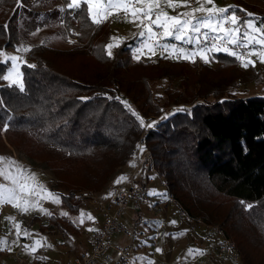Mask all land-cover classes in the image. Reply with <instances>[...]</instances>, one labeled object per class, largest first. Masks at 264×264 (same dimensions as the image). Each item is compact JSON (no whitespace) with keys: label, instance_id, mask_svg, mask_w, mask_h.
<instances>
[{"label":"trees","instance_id":"1","mask_svg":"<svg viewBox=\"0 0 264 264\" xmlns=\"http://www.w3.org/2000/svg\"><path fill=\"white\" fill-rule=\"evenodd\" d=\"M236 2L246 7H236L241 23L254 18L264 25V10ZM43 4L0 0V51L17 48L20 25L34 32L49 18L60 19ZM247 9L255 16L247 17ZM60 24L79 46L33 47L29 60L36 67L22 66L23 91L0 78V132L35 138L28 158L49 169L62 202L77 213L85 203L77 199L79 192L102 195L118 168L133 165L142 133L137 114L159 116L171 105L190 106L148 132L155 167L181 211L218 226L236 244L243 264H264V93L238 98L231 92L258 72L246 73L226 53L207 52L211 63L196 57L169 67L136 60V38L109 57L104 46L111 41L112 24L93 23L86 5L66 10ZM9 69V62H0V77ZM163 80L167 86L157 97L154 85ZM63 192H74L77 200L69 201ZM138 215L139 222L140 209ZM51 220L60 231L77 232L66 218Z\"/></svg>","mask_w":264,"mask_h":264},{"label":"rangeland","instance_id":"2","mask_svg":"<svg viewBox=\"0 0 264 264\" xmlns=\"http://www.w3.org/2000/svg\"><path fill=\"white\" fill-rule=\"evenodd\" d=\"M45 1L48 6L47 10L58 12L60 19L64 16L66 10L74 9L67 7L70 0ZM240 1L245 2L249 7L255 6L256 8L264 10V0ZM190 2L191 0H189V3ZM214 3L217 7L239 6L242 9L246 8L244 5L238 4L236 0H214ZM46 4L41 5V7ZM32 5L33 3H31V6ZM165 5L166 4L162 3L161 7L164 8ZM206 7H212V5L209 4L206 5ZM191 8L190 5V7H179L174 10L169 9L171 11L170 15H176L178 12L190 11ZM247 10L249 11V9ZM249 12L254 13L252 11ZM44 17L46 16L43 13L40 15L39 20ZM24 18H27V16L24 15L20 20V23H22ZM60 19H58L57 16L51 17L49 18V24L38 28L34 32L27 31L23 25H20L19 45L15 50L2 51L4 55L0 56V62H5L6 57L9 56L18 57L19 59L17 63L20 64V71L22 72L23 65L32 63L29 60V51H20L19 49L21 48H29L31 50L33 47L44 45L55 49L66 50L79 46L71 44L70 38H73L72 33L67 32L64 29V25L60 24ZM32 20L33 18H28V21ZM109 21L112 24V37L118 38L115 42H118L119 45L130 39H138L140 37L138 33L141 29L137 27V24L127 23L120 26L114 23L113 20ZM115 42L111 38L110 43ZM116 48L117 47H114L112 49V55ZM143 53L144 54L140 56L139 60L159 63L162 67H169L172 63H176L167 60L165 57H161L162 55L156 51L155 55H152L147 49L143 50ZM136 54V49H133V56ZM196 57L200 58V56ZM196 57L194 59H196ZM249 58L256 61L255 67L250 66L244 68L241 64L239 66L244 69L246 73L258 72V74L256 75V79L254 78L251 82L239 84L236 88L232 89V94L238 98H245L264 93V63H261L257 56H251ZM6 62L10 63V71L12 69V61L7 60ZM199 62L206 63L201 58ZM207 63H211V61L208 60ZM5 84L18 87L15 84H11L9 80H5ZM166 86L167 82L165 80L156 83L154 85L155 95L159 97ZM224 100L226 99H222L221 101ZM200 102L206 103L205 101ZM141 117L144 116L137 114L138 121ZM35 145L36 140L32 135L6 132L5 129L0 132V157H10L12 160L18 162V165L31 170L32 173L36 174L37 182L42 184L48 192L55 194L59 198V202H53V198L47 197L46 193H41L42 198H38L35 194L25 196L26 199H29L32 202L38 200L39 206L38 208L30 209L27 213L22 212L23 216L19 227L20 236L24 241L22 258L26 259L27 264L66 263L69 259L78 257L83 250L87 249L91 231L100 228L103 219L99 214L100 212H97L95 207L91 205V202L90 204L87 202L84 203L85 205L82 204V207L77 213L70 211L64 205L61 194L57 193L54 188L56 180L51 175L49 169L41 162L28 158V153L34 150ZM6 165L7 161L0 162V167H5ZM128 169L121 167L116 170L107 186L108 191L115 185L128 183L125 179H120L123 177L122 172ZM14 170V167L9 168V171L14 172ZM155 175L157 174L153 173L150 176L154 178V181L149 183L150 195L153 197L154 207H141L142 219L138 222V210H135V208L130 205L122 217V222L131 231V236L124 237L121 235H114L112 237V244L114 246L131 247L134 252V255L132 256V264H149V261L154 262V264H243L240 257L237 255L236 250L232 256H225L211 249L214 244L221 239H224V237L219 234V227L212 225V227L215 226L218 230V232H215L202 225L189 224L176 206L168 205L166 183ZM118 179L120 180L119 183H117ZM0 184H4L8 188L14 187L10 180H5L3 177H0ZM106 191H104V193H106ZM73 193L63 192L62 194H65L69 201H76L77 199H74L76 197ZM5 195H7V193H5ZM99 196H101V194ZM165 205H168V207H165ZM39 208L46 209L47 212H42ZM89 209H91V218H85L84 211ZM47 213H50V215ZM63 213H66L67 215H63ZM13 216L14 213L11 209L5 208L4 204L0 206V241L8 242L7 247H5L4 250H0V264H17L11 259V256L18 246L14 248L16 240L13 239L10 241L8 232V227L13 221L9 218H13ZM52 216L61 219L66 218L77 229V232L72 229L60 231L56 224L52 222ZM90 229L92 230L90 231ZM195 229L199 230L197 231V236L192 235V232ZM25 231L29 233V235L25 236L23 234ZM44 235L49 240L48 249H45L44 247V240L42 237ZM37 240L41 241L42 246L37 247L34 253L31 252L30 247H25L33 246ZM157 249H160V251H157ZM190 249L202 250L203 254L196 252L190 254Z\"/></svg>","mask_w":264,"mask_h":264},{"label":"snow or ice","instance_id":"3","mask_svg":"<svg viewBox=\"0 0 264 264\" xmlns=\"http://www.w3.org/2000/svg\"><path fill=\"white\" fill-rule=\"evenodd\" d=\"M162 3L172 9L190 7L189 0H70L67 7L79 9L82 5H86L92 22L95 24L105 22L113 14V11L117 13L122 11L124 18L128 19L129 22L136 23L138 21L137 27L141 29L138 35L144 39L141 46L136 49L137 54L134 55L137 60L144 54L143 50L145 48L152 55H155V49L158 47L168 53L166 58L186 59L191 62H195L194 58L200 56L207 63V52L224 51L240 61L241 66L244 68L255 67L256 61L250 59L251 56H257L259 61L264 63V25L258 27L255 19H245L241 23V17L237 15L235 6L217 7L214 0H196L198 7H193L190 11L170 15L161 7ZM209 4L212 7H206ZM197 13L201 15L198 16ZM245 15L247 17L255 16L250 12H245ZM209 33L215 34L214 37H211L213 40L211 47H197L194 50H186L176 45L161 42L166 38H173L188 44L200 45L210 39ZM112 40L115 42L118 38L112 37ZM216 41H223L224 43L218 44ZM228 45L248 49V51L238 52L234 48L228 47ZM104 47L107 55L111 57L112 49L119 47V43H109ZM19 50L30 51L29 48ZM2 55L4 53L0 51V56ZM18 59L15 56L6 57V61H12V69L7 75L0 78L9 80L11 84L17 85L23 91V73L20 71V64L17 63ZM27 66L30 68L36 67L33 64ZM140 122L143 126L142 119ZM148 126L151 127L152 125ZM4 161H7V165L0 167V177L10 180L14 187L8 188L4 184H0V206L6 203L11 204L20 211L27 213L30 209L38 208L39 205L38 200L32 202L26 199L25 196L35 194L38 198H42L41 193H46L47 197L53 198V202H59V198L55 194L48 192L42 184L37 182L36 174L32 173L31 170L18 165V162L10 157H0V162ZM10 167H14V172L9 171ZM119 182L118 179L117 183ZM39 210L47 212L43 208H39ZM47 214L50 215V213ZM63 215L67 214L63 213ZM89 218L91 217L89 216ZM9 219L14 220V218ZM14 226L19 236V224ZM23 234L25 236L29 235L26 231ZM7 244V241H0V250H4ZM39 246H42L41 241L37 240L33 246L25 247H30L31 252L34 253ZM157 251H160V249H157ZM193 252L203 254L202 250L199 249L189 250L190 254ZM149 264H154V262L149 261Z\"/></svg>","mask_w":264,"mask_h":264},{"label":"built area","instance_id":"4","mask_svg":"<svg viewBox=\"0 0 264 264\" xmlns=\"http://www.w3.org/2000/svg\"><path fill=\"white\" fill-rule=\"evenodd\" d=\"M191 7H197L198 4L196 0H191ZM196 15H200L197 13ZM254 19V18H247ZM113 20L117 25H125L129 22L128 19H125L123 16V12H115L108 17L107 20ZM257 26V20L255 19ZM133 24H138V21ZM204 31V30H202ZM210 39L208 41L202 42L200 45L196 44H188L186 42L177 41L173 38H166L162 40V43L176 45L178 47L184 48L186 50H194L197 47H211L213 40L211 37H214V33H209ZM71 44L79 45V41L77 38H70ZM137 39V38H136ZM144 38L139 37L136 41L135 49L141 46L142 40ZM216 43H224L223 41H216ZM230 48H234V50L238 52H247L248 49L237 48L232 45H228ZM146 49V48H145ZM144 49V50H145ZM155 51L160 53L161 57H167L168 53L162 51L160 48H156ZM208 53H226L224 51H210ZM171 62H179L185 61L186 59H176V58H166ZM241 64V62H240ZM204 103V102H202ZM190 106L186 105H175L167 108H163L162 112L159 116H151V117H141L144 124L142 126V135L140 139L137 141V146L134 154V162L130 169L125 170L123 173V178L128 182L127 184H119L113 186L109 191L102 194L101 196L94 194V192L85 190L83 192H79L77 194V199L83 202H87L95 207L97 212H100L101 218L103 219L102 225L98 229H94L91 231L88 240L87 249L83 250L78 257L74 259H69L66 263H58V264H132V256L134 252L131 247H123V246H114L112 244V237L114 235H121L124 237L131 236V231L125 224L122 222V217L124 216L126 210L130 205H132L135 210L141 209L144 206L154 207L153 197L150 195L149 183L154 181L153 177H150L153 173H156L162 181L163 178L160 176L159 172L155 167V160L153 153L147 143L146 137L150 130H155L159 122L167 117L173 116L177 111L182 110L183 108H189ZM139 120V121H140ZM141 124V122H140ZM148 125H152L149 127ZM139 146V147H138ZM167 203L168 205L176 206L179 211L182 213L183 217H185L186 221L189 224L194 225H202L208 227L212 231L218 232L215 226L206 225L202 219L189 215L180 210L178 207L177 201L173 194L167 193ZM92 199V200H91ZM5 208H9L14 213V220L8 227V232L10 236V241L15 239L14 248L17 249L12 254V260L17 264H27L26 259L22 258L24 252V241L21 238L20 234L17 235V229L14 226L15 224L21 225L22 221V211L13 207L11 204H4ZM84 216L89 218L91 216V209L84 211ZM163 229V226H162ZM220 231V230H219ZM221 234V232L219 233ZM44 240L45 249L49 248V240L46 236H42ZM215 252L225 255L232 256L236 250V244L234 242L229 241L224 238L218 241L211 247ZM35 263V262H34Z\"/></svg>","mask_w":264,"mask_h":264},{"label":"crops","instance_id":"5","mask_svg":"<svg viewBox=\"0 0 264 264\" xmlns=\"http://www.w3.org/2000/svg\"><path fill=\"white\" fill-rule=\"evenodd\" d=\"M165 11H167L169 14H170V10L169 9H171L172 10V8H169V7H167V5H165V7L163 8ZM174 10V9H173ZM194 228V227H193ZM200 228H202V227H200ZM197 231H199V230H197V229H195L193 232H192V235L193 236H197L198 234H197Z\"/></svg>","mask_w":264,"mask_h":264}]
</instances>
